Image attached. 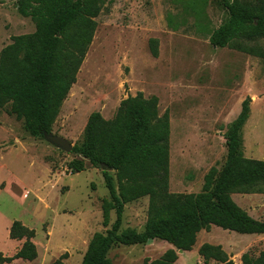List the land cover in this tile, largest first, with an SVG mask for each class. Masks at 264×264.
Masks as SVG:
<instances>
[{
    "label": "rangeland",
    "instance_id": "obj_1",
    "mask_svg": "<svg viewBox=\"0 0 264 264\" xmlns=\"http://www.w3.org/2000/svg\"><path fill=\"white\" fill-rule=\"evenodd\" d=\"M220 0H115L96 18V32L49 135L73 147L82 142L89 116L110 120L121 101L142 93L158 100L159 115L169 119V192L198 194L204 177L219 172L226 159L224 134L249 98L250 116L242 128L244 158L264 161V62L232 48L209 44L210 34L226 20ZM35 23L17 13V0L0 2V51L11 38L29 35ZM264 52V42L246 43ZM156 50V56L152 53ZM84 172L71 175V166ZM233 202L264 223V195H232ZM109 201L101 172L45 139L31 138L20 122L0 110V254L11 257L24 241L8 231L20 222L35 231L37 259L12 264H81L92 237L105 234L102 203ZM148 199L124 208L120 233L142 232ZM222 247L234 264L245 253L264 251V235H238L211 227L175 264H204L202 245ZM171 246H117L112 264L158 260ZM209 264H218L214 261Z\"/></svg>",
    "mask_w": 264,
    "mask_h": 264
},
{
    "label": "trees",
    "instance_id": "obj_2",
    "mask_svg": "<svg viewBox=\"0 0 264 264\" xmlns=\"http://www.w3.org/2000/svg\"><path fill=\"white\" fill-rule=\"evenodd\" d=\"M9 0H0L5 2ZM115 0H17V13L35 23L29 35L11 38L0 51V110L22 124L31 137L50 134L63 102L75 85L78 72L92 44L96 18ZM227 20L209 37L217 49L232 48L257 56L264 52L246 43L264 42V0H220ZM156 56V50L152 49ZM246 98L237 118L224 134L226 159L219 172L210 170L198 194L169 192V119L159 115L158 100L142 93L121 101L114 116L105 120L92 113L82 142L71 154L101 172L109 201L102 203L103 227L110 213L115 221L105 234L90 240L81 264H112L108 255L117 246H144L162 241L172 248L158 260L143 264H175L177 252H190L201 232L211 227L238 235H264V223L255 221L232 200V195H264V161L246 159L241 131L250 116ZM106 167L110 172H102ZM71 175L84 172L72 165ZM148 199L142 232H119L127 204ZM35 231L13 222L11 241H24L11 257L0 254V264L21 260L33 262L37 249ZM204 264H234L220 246L204 244L199 249ZM65 254L54 264H62ZM241 264H264V251L245 253Z\"/></svg>",
    "mask_w": 264,
    "mask_h": 264
},
{
    "label": "water",
    "instance_id": "obj_3",
    "mask_svg": "<svg viewBox=\"0 0 264 264\" xmlns=\"http://www.w3.org/2000/svg\"><path fill=\"white\" fill-rule=\"evenodd\" d=\"M44 139L49 142L50 144H52L53 146L65 151L66 153L70 154L71 150H72V146L69 144L68 141L56 137V136H51V135H44ZM102 172H110V170H108L106 167H104L103 169H101ZM178 253H183V251H178Z\"/></svg>",
    "mask_w": 264,
    "mask_h": 264
},
{
    "label": "crops",
    "instance_id": "obj_4",
    "mask_svg": "<svg viewBox=\"0 0 264 264\" xmlns=\"http://www.w3.org/2000/svg\"><path fill=\"white\" fill-rule=\"evenodd\" d=\"M152 242H153V241H152ZM171 248H172V247H171ZM183 253H184V252H183ZM17 261H21V260H17ZM17 261H14V262H12V263H15V262H17ZM12 263H11V264H12Z\"/></svg>",
    "mask_w": 264,
    "mask_h": 264
}]
</instances>
